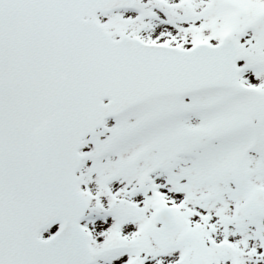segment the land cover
<instances>
[{
  "label": "snow or ice",
  "instance_id": "obj_1",
  "mask_svg": "<svg viewBox=\"0 0 264 264\" xmlns=\"http://www.w3.org/2000/svg\"><path fill=\"white\" fill-rule=\"evenodd\" d=\"M0 264H264V0H0Z\"/></svg>",
  "mask_w": 264,
  "mask_h": 264
}]
</instances>
